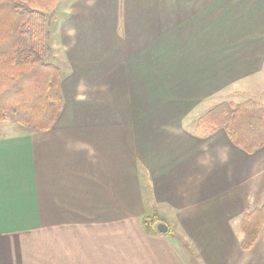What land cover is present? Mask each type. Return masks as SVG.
<instances>
[{"label": "crops", "instance_id": "crops-1", "mask_svg": "<svg viewBox=\"0 0 264 264\" xmlns=\"http://www.w3.org/2000/svg\"><path fill=\"white\" fill-rule=\"evenodd\" d=\"M65 7L48 56L59 117L0 123V264H264V231L240 244L243 214L264 206V146L191 118L264 104V0Z\"/></svg>", "mask_w": 264, "mask_h": 264}, {"label": "trees", "instance_id": "trees-1", "mask_svg": "<svg viewBox=\"0 0 264 264\" xmlns=\"http://www.w3.org/2000/svg\"><path fill=\"white\" fill-rule=\"evenodd\" d=\"M59 2L0 0V123L11 117L21 130L46 131L61 113L62 71L48 57ZM199 125L206 134L223 128L248 153L264 146V104L252 98L217 103ZM241 231V247L249 250L264 231V206L243 214Z\"/></svg>", "mask_w": 264, "mask_h": 264}, {"label": "rangeland", "instance_id": "rangeland-1", "mask_svg": "<svg viewBox=\"0 0 264 264\" xmlns=\"http://www.w3.org/2000/svg\"><path fill=\"white\" fill-rule=\"evenodd\" d=\"M67 4V0H60V2L56 5V7L54 8V12H52L51 14L53 15V19H51V23L53 24V29L52 31L50 32V34L53 32V35H50V39H49V43H57V37H56V31H57V27H56V23H58V21L61 20L62 16L64 15V11L67 10L68 7H65ZM69 6V5H68ZM53 58V57H52ZM51 57H49V60H52ZM48 60V61H49ZM221 102V101H220ZM201 112V111H200ZM197 112L196 114L194 113L192 115L191 118H194V119H197L196 116L198 118H201V116H204L206 113L204 112ZM204 113V114H203ZM203 114V115H202ZM7 120H9V122H6L5 123V126L9 125L11 122H14L13 118L9 117ZM6 120V121H7ZM16 124V123H15ZM17 125V124H16ZM24 131V130H23ZM151 223L148 222V225H150ZM172 229V228H171ZM171 232V231H170ZM169 232V233H170Z\"/></svg>", "mask_w": 264, "mask_h": 264}, {"label": "water", "instance_id": "water-1", "mask_svg": "<svg viewBox=\"0 0 264 264\" xmlns=\"http://www.w3.org/2000/svg\"><path fill=\"white\" fill-rule=\"evenodd\" d=\"M156 229L159 233H166L168 231V225L165 222H160L156 226Z\"/></svg>", "mask_w": 264, "mask_h": 264}]
</instances>
